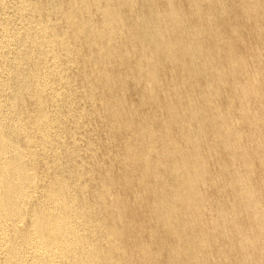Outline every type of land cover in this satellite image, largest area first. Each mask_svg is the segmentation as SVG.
Instances as JSON below:
<instances>
[{
  "label": "bare ground",
  "instance_id": "6f19581e",
  "mask_svg": "<svg viewBox=\"0 0 264 264\" xmlns=\"http://www.w3.org/2000/svg\"><path fill=\"white\" fill-rule=\"evenodd\" d=\"M239 1L241 40L225 0H54L32 21L0 0V264H264V0ZM71 66L65 116L111 132L113 162L73 132L69 179L56 153L41 185Z\"/></svg>",
  "mask_w": 264,
  "mask_h": 264
},
{
  "label": "rangeland",
  "instance_id": "374dc122",
  "mask_svg": "<svg viewBox=\"0 0 264 264\" xmlns=\"http://www.w3.org/2000/svg\"><path fill=\"white\" fill-rule=\"evenodd\" d=\"M29 1H31L36 6L38 5L39 9L34 10V9H31L30 7H28V8H25L23 10L22 14L19 13V15H18L15 7L7 6V8L4 9L6 12V15H8L9 18L19 19L20 21L21 20L23 21V19L24 20L26 19L27 21H32V20L40 18V17H41V19L43 18L42 20H44V18H48V14H45V13H49L50 14L49 17L52 16L51 8L54 4V0H29ZM61 1H64V0H61ZM221 1H223V0H221ZM225 1H226V3L224 4L225 9H221L220 12H223V13H221V15L218 16V18H220V23H221L220 26L223 28V32L225 34L226 33L228 34L231 31L230 28L223 26V25H225V24H223V23H225V21H223V20H225V18H227L230 22V25H228V26H230L231 28L235 27L234 28V29H236L235 34L241 40V38L243 39L244 35H246V32L244 30L240 29V27L243 29V24L241 25V22L238 21L240 19H238L237 15L241 14V12H242L241 9H243L244 6H242V4L240 3L239 0H233V1L232 0H225ZM227 7H228V10L226 11ZM239 8H241V9H239ZM37 11L39 13H37ZM236 11L238 14L236 13ZM234 13H236L235 17H234ZM40 14L41 15L43 14V15L41 16ZM223 14H226V15H223ZM221 17H222V19H221ZM236 17H237V19H236ZM32 18H34V19H32ZM235 21L237 22V25H236ZM237 28H239V29H237ZM233 40H234V37H233ZM245 49L246 48L243 46L241 47V49H239V51H241L242 56H245V55L250 53V51L248 49L247 50H245ZM59 59L62 62L66 61L65 56H63L62 54L58 56L57 60L59 61ZM43 70L45 71L46 68H44ZM65 74H67L68 76L71 77L72 82L77 86L78 90L74 94H71L72 96L68 95L67 99L65 98V95L63 92L60 95V100H63L62 102L65 101L66 103L65 102L62 103V108L60 107L59 110H57L58 114H56V115H58L59 119H58V123H54L53 126L58 125L59 129L62 128V130L59 134H57L59 129H57L56 133H54L52 128L49 131H47V133L49 134V139H51V141L47 142V145H48V146L46 145L47 151L41 152L39 155H37V158H36L35 165H36V168H38V171L40 172V177H41L40 184L41 185H44L46 180L48 179L49 175L51 173H53L54 169H52V168H54V167H52V165H53V159L52 158H53V155L56 153H59V156H60L57 163L60 164L59 167L61 169H58V170L61 172V175L63 178L69 179L68 177L70 175L69 174L70 170L73 169L72 166L74 164V158L72 156H68V157L65 156V148L62 146L61 148L57 149L58 148L57 145L61 144V140L69 141L70 139H75L72 137L73 132H78L80 134H83L84 130L86 133L88 132L85 137H82L81 139H77L73 144H71V147H73V149H75L76 153H78V155L80 156V158H79L80 160L86 159L87 158L86 156H88L87 155L88 153L86 154V151H85V148H86L85 140L88 139V141H91V144L93 147L92 151H94V153L96 154V157L99 159L100 165L106 166V165H109L110 162H113L112 155L108 154L109 152L107 150V146H110L111 141H112L111 135H113V134L111 132H109L107 129H105L104 126H102V125L98 126L94 131L93 127H94V124L96 122L93 121V117H91V116L87 118V121H89V123H90V126L88 127L87 130L77 124V122H78L77 117L71 118L69 116H67V117L65 116V114L67 113L68 106L76 105L75 102L81 96L80 94H82L80 87H79V85H80L79 78L77 77L74 68L72 66L70 68L68 67ZM33 102L34 101L32 99H29V100H28V98L25 99V101L23 102L24 108L27 106L26 108L28 110H30V109H33L34 107H38V105H36V103H33ZM44 105H45V108L47 107V109H50L52 111L55 110V108H57L55 100H46ZM88 108H89V106H87V105L84 106L85 110H88ZM48 147H49V149H48ZM54 148H56L57 150H55L53 152L52 149H54ZM49 152H50V154H48ZM86 161H87V159H86ZM85 164H87V162ZM48 167H51V168H48ZM115 170H116V168H115ZM95 173H97V172H95ZM118 183L119 182L117 181V184Z\"/></svg>",
  "mask_w": 264,
  "mask_h": 264
}]
</instances>
